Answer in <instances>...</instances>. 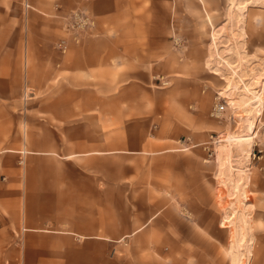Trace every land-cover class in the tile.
Returning <instances> with one entry per match:
<instances>
[{
    "label": "crops",
    "instance_id": "0c3cea01",
    "mask_svg": "<svg viewBox=\"0 0 264 264\" xmlns=\"http://www.w3.org/2000/svg\"><path fill=\"white\" fill-rule=\"evenodd\" d=\"M240 1L0 0V264H232L233 211L264 264V153L232 173L205 157L229 60L257 67L264 34L176 32L202 14L255 28L264 3ZM75 9L95 20L78 41Z\"/></svg>",
    "mask_w": 264,
    "mask_h": 264
},
{
    "label": "rangeland",
    "instance_id": "374dc122",
    "mask_svg": "<svg viewBox=\"0 0 264 264\" xmlns=\"http://www.w3.org/2000/svg\"><path fill=\"white\" fill-rule=\"evenodd\" d=\"M242 1L247 2V0H241L240 2ZM262 3H264V0H262ZM194 12L198 13L197 11ZM261 12H263V10ZM185 23L186 25H184ZM244 23L245 29L249 30V32H254L255 30V32H262V34H264V19L257 22L255 28L252 26L251 21H241L237 19L227 22L214 21L211 28V24L208 20H205L204 14L190 24L188 22H182L179 27L176 26V32L185 34L192 32L193 34H196L202 42L205 41V39H212L213 41V31L215 27V29H218L219 33H217V42H215L214 45L219 46L222 42V34L227 35L228 37H236L238 35H234V33L236 31L238 32V29L241 27L240 24ZM223 24L224 26H221ZM176 39L179 41L180 37H177ZM185 39L187 38L181 37V40ZM182 43L183 42H181V44ZM244 53L245 56L240 54L229 60L230 66H233L232 63L235 64L237 60L240 69L237 65L235 69L231 67L228 68L229 73H226V76H229V80L228 82L226 81L228 85L226 82L225 84L226 87L228 86L229 88L224 86L225 89H221L222 93H218L216 96L215 105H217L218 112V116H216L219 120L224 121V127L219 129L217 132H214V136H211L213 148L207 150V153L210 155L208 154L205 156L209 158L212 156L215 160V167L220 171L221 167L226 164L225 162L227 160L230 164L228 168V172L230 173H232V171L234 172V168L238 167L237 163L240 162L245 164L246 167H251V164L249 163L254 157V150L256 152L264 153L262 150L259 151L260 146L264 142V118H259L260 116L258 117V115L262 113V109L264 110V101H262L261 98V95L264 93V50H261L260 62H258L259 64L255 68H253L252 63H249L248 65V58H252V54H248V52ZM251 58L250 62L252 61ZM220 59L221 58L216 55L215 61L219 62ZM225 80H227V78ZM260 100L262 102H259ZM219 103L222 106L220 109H218ZM257 106L258 109H261L260 112H258ZM223 161L224 163H222ZM232 162L236 164H233ZM220 183L225 184L226 182L221 179ZM240 183L243 184V181L235 183L234 187L238 189ZM213 190L218 208H225L226 203L224 204L222 201L224 199L225 192L223 191V188L218 185V182L213 187ZM243 193L248 197L247 189H245ZM235 216L236 213L233 211L227 213L223 219V222H225L224 224L234 226V228H232V238L234 242L232 249L235 252H232V264H236V260L238 261V264H248V259L242 258L244 256L243 253L245 252L246 242L245 226H242L240 231L241 233H239L240 236L237 238L238 231L237 226L235 225ZM229 217L230 220L227 221Z\"/></svg>",
    "mask_w": 264,
    "mask_h": 264
},
{
    "label": "built area",
    "instance_id": "2783aa9c",
    "mask_svg": "<svg viewBox=\"0 0 264 264\" xmlns=\"http://www.w3.org/2000/svg\"><path fill=\"white\" fill-rule=\"evenodd\" d=\"M26 6H29V4L26 3ZM94 23V17L90 13L75 9L66 16L65 29L68 32H74V37L78 41L80 39V32H89ZM59 45L65 50V40H61ZM213 114L218 116L217 105L214 106ZM259 151L261 150L259 149Z\"/></svg>",
    "mask_w": 264,
    "mask_h": 264
},
{
    "label": "bare ground",
    "instance_id": "6f19581e",
    "mask_svg": "<svg viewBox=\"0 0 264 264\" xmlns=\"http://www.w3.org/2000/svg\"><path fill=\"white\" fill-rule=\"evenodd\" d=\"M227 85H228V84H227ZM227 87H228V86H227ZM227 87H226V88H227ZM228 88H229V87H228ZM230 88H231V87H230ZM226 91H227V90H226ZM256 91H258V90H256ZM258 92H259V91H258ZM261 98H262V101H264V93H263V95H261ZM262 101L260 100L259 102H262ZM262 104H263V103H262ZM218 106H219V109L222 107L220 103L218 104ZM248 106H249V105H248ZM257 110H258V112L261 111L260 108L258 109V106H257ZM258 112H257V113H258ZM255 117H256V116H255ZM250 118H251V117H250ZM251 120H253V119H251ZM252 124H253V123H252ZM250 126H251V125H250ZM250 128H251V127H250ZM245 138H246V137H245ZM247 138H250V137H247ZM252 138H253V137H252ZM252 138H251V139H252ZM243 142H244V141H243Z\"/></svg>",
    "mask_w": 264,
    "mask_h": 264
}]
</instances>
